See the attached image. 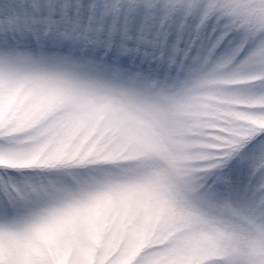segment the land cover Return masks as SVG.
<instances>
[{
	"label": "snow or ice",
	"instance_id": "snow-or-ice-1",
	"mask_svg": "<svg viewBox=\"0 0 264 264\" xmlns=\"http://www.w3.org/2000/svg\"><path fill=\"white\" fill-rule=\"evenodd\" d=\"M0 264H264V0H0Z\"/></svg>",
	"mask_w": 264,
	"mask_h": 264
}]
</instances>
